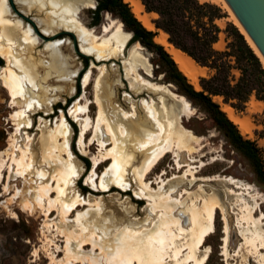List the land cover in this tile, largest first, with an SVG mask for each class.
Wrapping results in <instances>:
<instances>
[{"label": "bare ground", "instance_id": "1", "mask_svg": "<svg viewBox=\"0 0 264 264\" xmlns=\"http://www.w3.org/2000/svg\"><path fill=\"white\" fill-rule=\"evenodd\" d=\"M125 1L130 3L133 12L143 24L148 29L156 32V41L162 44L172 55L190 82L193 85L198 83V78L205 72L206 67L201 66L191 56L172 44L168 39V34L163 30L157 29L155 24L149 21L150 17H155L157 12L144 11L145 6L141 0ZM49 2L53 7H58L60 10L56 9V12L54 11L55 15L44 20L43 30L46 33L53 32L58 34L59 28L63 27V33L68 32L70 34L75 32L82 41L91 40L92 45L88 47L83 44L80 45H82L81 51L85 54H90L93 51L97 52L95 60L92 61V67L99 65L102 69L104 63L97 64L96 61L112 57L116 53V48L111 49V42L115 41L118 43V50L127 43L130 32L123 28L121 21L118 22L115 31L111 32L106 26L104 30L107 33L98 36L94 29L78 21L76 17L78 6H74L72 0H50ZM223 2L226 3L233 14L236 25L246 35L264 63V56L241 26L227 1L223 0ZM40 4L44 5V1H41ZM8 5V0H0V56L6 61L0 72V86H3L8 91L12 100L19 93L25 82L31 83L33 87L38 86L37 90H45L47 84L58 82L61 78L73 79L76 74L72 75V72L68 70L69 58L64 56L58 47L66 39L63 37L48 39L45 47L49 48L47 50V57L49 58L47 64H44L43 60H34L31 53L38 43L36 36H32L33 33L30 32V26L20 33L16 29V24H10L5 18L6 13H8ZM110 32L111 35L107 38L106 35ZM13 46L18 49L17 53H13V48H11ZM26 54L29 56L23 57ZM12 64L20 69V73L12 69ZM129 70L132 71V69ZM92 71L93 69L90 68L84 75L83 83L85 88L90 84ZM133 71L137 78L143 79L154 89H163L165 87L170 91V94L181 103L182 110L179 115L182 116L184 112L191 110L192 106L184 95L171 91L168 85L146 80L140 77L137 71L134 69ZM95 96L94 102L98 104L95 126L93 124L94 121L90 117V105L82 104V97L77 99L71 108L72 114L82 118L79 143L83 147L84 152L87 153V149L91 148L96 140L99 145L98 154L93 155L91 159L93 161L92 169L88 175L87 183H90L93 190L89 192L87 198L81 196L76 189L78 178L72 179L76 173L75 164L64 156L65 153L70 156V151L68 150L70 139L68 116L62 112L61 117L55 121L54 126L49 128L40 140L41 164L49 166L48 172L38 173L42 178L39 188L40 198L44 201L46 220L52 219L53 222L50 230L58 229L57 237L54 238L50 236L49 231L44 233L43 244L49 249V264H175L172 262L174 259L178 260V264H205L211 252L210 246L206 245L205 241L216 231L218 210L221 211V219L223 221L221 255L226 261L225 264H230L228 259L240 254L244 241L240 242L237 248L231 252L229 248L231 231L229 214L221 198L217 196L205 198L200 195L198 197L200 198L199 204H197V201L191 203V225L186 228L183 224H179V218L169 217L171 216L169 210L172 212L176 211V205L181 203V198L190 190L185 187L184 191L181 192V197L178 198L174 196L171 190L165 188L171 184V181L187 180L189 175L192 176L191 184H196L197 176L192 169H186L181 175L175 173V175L167 179L163 177L166 170L161 171V175L156 177V179H159L157 181L159 184L157 189L153 187L155 181H149L147 178L168 153H173L174 157L178 159L182 151L189 150L191 152L192 146H190V143L197 142L200 136L182 124L176 123L174 117L169 118L167 115L160 114L158 107L156 108L152 101H145L147 112L151 118V125H149L144 121L145 119L132 120L131 112L124 109H119V114L114 115L109 107V103L112 102V96L107 91ZM223 110L227 112L232 120L240 118L234 113V109L231 106L226 105ZM50 112L46 114H50ZM17 115L18 111L11 112L9 118L15 119ZM140 117L144 116L140 115ZM242 122L243 126H241L244 127V121ZM93 127V138L89 144H86L85 138ZM245 129L246 132L249 131L246 126ZM101 130L103 133H101ZM17 132L18 127L15 133ZM105 134L107 139L104 138ZM30 141L31 137L28 135L27 141L22 145L18 144L15 138L10 136L7 146L0 149V184H4L5 190L7 189V183L3 181L5 171L8 176L11 173H16L19 176L31 173L30 162L32 154ZM111 143H113V146L108 148ZM144 148L146 152L143 157L135 155L137 151ZM79 156H75L74 160L78 159ZM110 158L113 159V162L101 177L102 179L98 185V169L104 161ZM194 161L196 160L194 159ZM177 165L178 167L184 166L183 164L181 165L179 160ZM129 166H132L133 170L131 172H133L140 188L136 194L147 198L153 210L158 206L169 207V210H166L164 214L168 217L161 216L157 222L158 226L155 228H143L142 226L145 225L143 223L138 227L123 224L119 228L114 229L117 225L115 221L116 214H114L113 210L104 211L105 209H102V200L98 199L102 192H113L115 186L120 190H125L132 184L127 178L128 173H126ZM201 179L203 181H229L228 178H222L217 175L213 177L203 176ZM225 195L232 199V209L236 210L234 226L238 228L239 233L243 235H245L244 233L250 234L249 236H244L245 242L251 246L256 256L261 257L263 260L262 264H264V211L261 209L259 194L252 193L247 187L243 189L231 188L226 191ZM79 206H87V208L84 210L78 209ZM54 210L60 214L61 222L64 223L65 227L69 225V222L74 221L78 228L69 231L66 228L59 229L58 223L54 222L55 218H51ZM258 210L259 213H257ZM74 211H76L75 216L72 215ZM149 218L145 217L143 220L151 222L153 217ZM46 225L49 226L50 224ZM177 228L180 231H177ZM192 230L193 239L190 242L183 240L179 246H174L178 239L184 238L183 234H187ZM59 236L65 238L64 244L60 245L56 241ZM88 245H91V247L86 249ZM61 253H63V256H61Z\"/></svg>", "mask_w": 264, "mask_h": 264}, {"label": "rangeland", "instance_id": "2", "mask_svg": "<svg viewBox=\"0 0 264 264\" xmlns=\"http://www.w3.org/2000/svg\"><path fill=\"white\" fill-rule=\"evenodd\" d=\"M41 1H44V5L40 4ZM49 1L50 0H8V13H6L5 16L10 24L17 25L16 29L20 33L27 27H31L30 32L33 33L32 36H36L38 42L33 48L31 56L34 60H43L44 64H47L49 61L47 57V50L49 48H45L48 39H54V37L65 38L66 40L60 43L58 47L60 52L69 58L68 70L72 72V75L76 74V76L74 78L72 77L73 79L67 77L61 78H66L63 81L60 78H56L60 79V81L47 84L45 90H37L36 88L38 86L33 87L31 83L25 82L13 100L8 91L3 86H0V149L7 146L10 136L14 137L18 144L23 145L27 141V136L29 135L31 137L32 154L30 162L32 168L31 173H26L24 176L11 173L10 176H8L5 171L3 181L7 183V189H4L3 183L0 184V264H49V249L43 244L44 233L49 231L50 236L54 238L57 237L58 229L50 230L52 229L53 222L52 219L46 220L44 215V201L40 198L39 188L42 183V178L38 173L49 171V166L47 164H41L42 153L40 140L41 137L47 133L49 128L54 126L55 121L61 117L62 112L68 116L70 135L68 150L70 151V156H68L67 153H65L64 156L75 164L76 173L73 175L72 179L78 178L76 189L81 196L87 198L89 192L93 190L91 189L90 183H87L88 175L91 173L92 169L93 161L91 159L93 155L98 154L99 145L96 140L91 148L87 149V153L84 152L83 147L79 143L82 118L72 114L71 108L75 101L82 97V104L86 103L90 105V117L94 121L93 124L95 126L98 115V104L94 102L96 99L95 95H101L103 91H107L108 94L112 96V102L109 103V107L114 115L117 113L119 114V109H124L131 112L130 115L132 120L139 121L145 119L144 121L151 125V118L147 112L145 101H152L156 108L158 107L157 109L160 114L167 115L169 118L174 117L176 123L182 124L193 133L200 136L197 142L190 143L193 149H191V152H189V150L182 151L178 159L174 157L173 153H168L147 176L149 181L156 182L153 183V187L157 189L159 185L157 181L159 179H156V177L161 175V171L166 170L163 177L167 179L175 175V173L181 175L186 169H192L197 176L196 184H191L192 176L189 175L187 179L188 182L186 179H184V181H171V184L165 188L171 190L174 196L178 198L181 197V192L184 191L185 187L190 190L181 198V203L176 205V211L172 212L169 210V207L165 208L164 206H158L153 210L147 198L136 194L140 188L135 180L133 172H131L133 170L132 166H129L127 169L128 171H126V173H128L127 178L132 183L128 189L120 190L115 186L113 192L104 191L98 196V199L102 200V209H105L104 211L113 210L114 214H116L115 221L117 225L114 229L119 228L123 224L138 227L143 223L146 225L142 226L143 228H155L158 226L157 222L161 216L168 217L164 215L166 210H169V213L171 212V216L169 217L173 216L179 218V224H183L187 228L191 225V203L197 201V204H199L200 198L198 197H200V195H203L205 198L208 196H217L224 202L229 214L231 225L229 248L231 252L237 248L240 242L244 241L240 254L230 257V259H228L229 263L262 264L263 260L261 257L256 256L251 246L245 242L244 236H249L250 234L244 233L245 235H243L239 233L238 228L234 226L236 210L232 209V199L225 195L226 191L231 188L243 189L249 187L252 193L259 194L261 209L264 211V181L254 171L248 159L227 141L223 132L215 126L207 113L203 111L202 106L193 103L187 96L179 91L174 83L166 79L163 69L156 63V55L151 53L140 42L131 41V33L129 34L125 46L121 47L119 50L117 49L118 43L115 41L111 42V49L116 48V53L113 54L112 57L96 61L97 64L104 63L102 69L99 65L94 67L91 66L92 61L96 58V51L90 54H85L81 51L82 45L80 44L88 47L92 45L91 40L82 41L75 32H71L70 34L68 32L63 33V27L59 28L58 34H54L53 32L46 33L43 30V22L50 16L55 15L54 11L56 12V9H58V7H53ZM201 1L215 3L226 13L224 17L216 19V23L221 28V31L213 47L219 51L228 50L227 44L231 40V37L227 34L225 29L227 22H232L236 25L233 14L223 0ZM72 2L74 6H78L76 13L78 21L94 29L98 36L107 33V31L105 32L104 30L106 26L111 32L115 31L118 22L121 21L110 12L105 11L102 13L100 23L92 24L94 20L92 10L96 5V1L72 0ZM144 11H146L145 7ZM158 17L159 14L157 13L155 17H150L149 21L154 23L155 19ZM123 28L128 31L124 25ZM111 32L106 35L107 38L110 37ZM11 48H13V53L18 52L16 46ZM25 56L29 55L26 54L23 57ZM231 63L233 65L231 69V80L235 82L241 73L233 57H231ZM5 64V59L0 56V72L2 71V66ZM11 67L14 71L20 73V69L14 64H12ZM90 68L93 69L90 75V84L85 88L83 79ZM129 69H132V71ZM133 69L137 71L140 77L154 83L168 85L171 91L183 94L189 100L192 106L191 110L184 112L182 116L179 115V112L182 110L181 103L170 94V91L165 87L163 89H154L143 79L137 78ZM213 73V69L206 67L205 72L198 78V83L193 85L195 89L201 90L199 83L201 77H209ZM213 99L219 103L221 108H226V105L231 106L229 103H225L223 97L220 95L213 96ZM15 111H18L17 117L15 119L9 118L10 113ZM47 112H50V114H46ZM234 113L240 117L238 119L234 118L235 120L233 121L238 126L242 135L252 140L258 148L260 155L264 156V136L262 132L264 131V100L252 94L245 103L244 110L237 111L234 109ZM140 115L144 117H140ZM242 121H244L246 128H249L248 132H246L245 126L242 127ZM17 127L18 132L15 133ZM101 133H103L102 130ZM93 135L94 127L89 130L85 138L86 144L91 142ZM104 138L107 139L106 134ZM112 146L113 143L109 144L108 148ZM145 152L144 148L137 151L135 155H141V157H143ZM79 155L84 156L87 162L85 163L83 157L81 158ZM75 156H79L78 159H75L76 161L74 160ZM194 159L196 161L193 162ZM178 160L181 162V165H184L183 167H178ZM112 162V158L107 159L98 169V185L102 179L101 177L104 175L107 168L111 166ZM214 175L228 178L229 181H203L201 179L203 176L213 177ZM83 186L87 188L84 189ZM81 207L79 206L78 209L84 210L87 208V206ZM257 213H259V210ZM72 215L75 216L76 211H74ZM221 216V211L218 210L216 231L205 241V244L211 248L209 258L205 264L226 263L221 255V237H223V221ZM145 217H153V220L151 222H149V220L144 221L143 218ZM51 218H55L54 222L56 221L58 223L59 229L66 228L69 231L78 228L74 221L69 222V225L65 227L64 223L61 222L60 214L55 210L52 211ZM48 223L50 224L49 226L46 225ZM177 231H180V229L177 228ZM183 235L184 238L178 239L174 245L175 247L179 246L183 240L190 242L193 239V230ZM60 237L61 236H59L56 241L61 245L65 243V238L61 237L60 239ZM90 247L91 245H88L86 249ZM61 256H63V253H61ZM172 262L178 264L177 259H174Z\"/></svg>", "mask_w": 264, "mask_h": 264}, {"label": "trees", "instance_id": "3", "mask_svg": "<svg viewBox=\"0 0 264 264\" xmlns=\"http://www.w3.org/2000/svg\"><path fill=\"white\" fill-rule=\"evenodd\" d=\"M95 1L92 24H99L105 11L119 18L132 34L131 41L140 42L156 55V63L163 69L166 79L174 83L193 103L202 106L227 141L248 159L254 171L264 181V156L260 155L252 140L242 135L227 112L213 99V96L220 95L225 103H229L237 111L244 110L245 103L252 94L264 100V63L240 27L227 22L225 30L231 40L227 44L228 50L219 51L213 47L221 31L216 19L226 15L219 5L201 0H141L146 12L159 14L154 21L155 26L169 34L168 39L172 44L201 66L214 70L209 77L199 79L201 90H197L172 55L156 41V32L148 29L135 15L129 2ZM231 57L241 73L235 82L231 80ZM262 132L264 136V131ZM80 156L86 163V158Z\"/></svg>", "mask_w": 264, "mask_h": 264}, {"label": "water", "instance_id": "4", "mask_svg": "<svg viewBox=\"0 0 264 264\" xmlns=\"http://www.w3.org/2000/svg\"><path fill=\"white\" fill-rule=\"evenodd\" d=\"M226 1L241 26L264 56V0Z\"/></svg>", "mask_w": 264, "mask_h": 264}, {"label": "flooded vegetation", "instance_id": "5", "mask_svg": "<svg viewBox=\"0 0 264 264\" xmlns=\"http://www.w3.org/2000/svg\"><path fill=\"white\" fill-rule=\"evenodd\" d=\"M65 109V108H64Z\"/></svg>", "mask_w": 264, "mask_h": 264}]
</instances>
